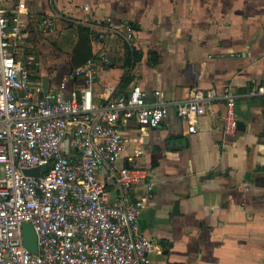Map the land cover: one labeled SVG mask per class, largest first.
Here are the masks:
<instances>
[{
	"label": "crops",
	"instance_id": "1",
	"mask_svg": "<svg viewBox=\"0 0 264 264\" xmlns=\"http://www.w3.org/2000/svg\"><path fill=\"white\" fill-rule=\"evenodd\" d=\"M20 1L26 11L15 56L37 63L30 79L42 92L61 79L66 94L82 85L73 76L83 65L74 28H88L85 22L97 105L133 86L147 103L157 100L155 92L173 102L197 88L221 96L229 87L239 95L235 118L243 127L234 137L223 133L221 101L212 116L198 118L193 134L173 109L145 134L134 121L118 124L127 149L116 165L146 174L131 195L144 200L140 233L159 251L149 264H264V96H245L264 75V0H0V8ZM107 191L112 202L111 182Z\"/></svg>",
	"mask_w": 264,
	"mask_h": 264
},
{
	"label": "built area",
	"instance_id": "2",
	"mask_svg": "<svg viewBox=\"0 0 264 264\" xmlns=\"http://www.w3.org/2000/svg\"><path fill=\"white\" fill-rule=\"evenodd\" d=\"M22 11V1L9 11L0 8V264H149L150 255L159 251L140 233L145 202L131 195L146 174L117 167L127 149L118 124L134 121L145 134L173 109L193 134L198 118L212 116V104L221 101L223 133L234 137L239 95L229 87L221 96L197 88L173 102L159 100L155 92L157 100L147 103L143 90L133 86L127 94L97 105L92 99V59L73 71L82 80L78 88L66 94L67 80L61 79L42 92L30 79L37 63L15 56ZM104 37L97 35L99 40ZM123 38L129 43L132 31L125 29ZM245 96H264V75ZM65 139L68 154L61 149ZM142 153L136 148L134 157ZM42 166L47 171L38 178L23 174ZM107 182L115 189L112 202ZM152 188L147 185L148 191ZM24 223L36 234V255L23 244Z\"/></svg>",
	"mask_w": 264,
	"mask_h": 264
},
{
	"label": "water",
	"instance_id": "3",
	"mask_svg": "<svg viewBox=\"0 0 264 264\" xmlns=\"http://www.w3.org/2000/svg\"><path fill=\"white\" fill-rule=\"evenodd\" d=\"M44 18H42L41 21H43ZM242 124L237 122L236 128L237 130H242ZM47 167L42 166L41 168H33L24 170L23 174L28 177H40L41 172H46ZM23 236V244L25 248L32 253L33 255L37 254V245H36V234L34 232V229L30 223H24L22 225V235Z\"/></svg>",
	"mask_w": 264,
	"mask_h": 264
},
{
	"label": "trees",
	"instance_id": "4",
	"mask_svg": "<svg viewBox=\"0 0 264 264\" xmlns=\"http://www.w3.org/2000/svg\"><path fill=\"white\" fill-rule=\"evenodd\" d=\"M74 29H75L74 31L76 32V35L78 36V46L77 47L80 49V54L82 55L80 56V60H81L80 62L81 64L82 63L84 64L89 59H92L89 53V46H88L89 39L92 33L90 32L89 28H86L81 25L75 26Z\"/></svg>",
	"mask_w": 264,
	"mask_h": 264
}]
</instances>
